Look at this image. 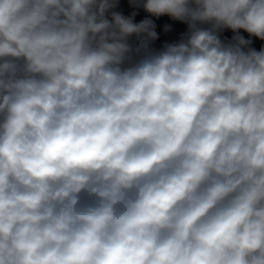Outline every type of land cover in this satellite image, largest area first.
Segmentation results:
<instances>
[{
  "label": "clouds",
  "instance_id": "1",
  "mask_svg": "<svg viewBox=\"0 0 264 264\" xmlns=\"http://www.w3.org/2000/svg\"><path fill=\"white\" fill-rule=\"evenodd\" d=\"M126 5L0 0V264H264V0Z\"/></svg>",
  "mask_w": 264,
  "mask_h": 264
},
{
  "label": "rangeland",
  "instance_id": "2",
  "mask_svg": "<svg viewBox=\"0 0 264 264\" xmlns=\"http://www.w3.org/2000/svg\"><path fill=\"white\" fill-rule=\"evenodd\" d=\"M121 2H122V7H123L124 11L127 12L128 9H127V5H126V0H121ZM139 18L140 17H138L137 19H139ZM176 27H177V29H179L178 25Z\"/></svg>",
  "mask_w": 264,
  "mask_h": 264
}]
</instances>
